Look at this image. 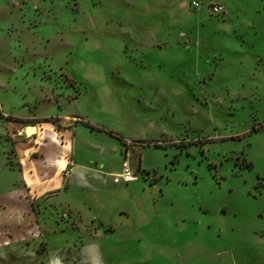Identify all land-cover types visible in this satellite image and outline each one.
I'll use <instances>...</instances> for the list:
<instances>
[{"label":"rangeland","instance_id":"1","mask_svg":"<svg viewBox=\"0 0 264 264\" xmlns=\"http://www.w3.org/2000/svg\"><path fill=\"white\" fill-rule=\"evenodd\" d=\"M0 264H264V0H0Z\"/></svg>","mask_w":264,"mask_h":264},{"label":"built area","instance_id":"2","mask_svg":"<svg viewBox=\"0 0 264 264\" xmlns=\"http://www.w3.org/2000/svg\"><path fill=\"white\" fill-rule=\"evenodd\" d=\"M213 10L215 12L218 11L217 8H213ZM117 177H119L120 179H122L124 182H132L134 181L135 176L133 174V172L129 169L128 163L124 162L122 165V171L117 175Z\"/></svg>","mask_w":264,"mask_h":264},{"label":"crops","instance_id":"3","mask_svg":"<svg viewBox=\"0 0 264 264\" xmlns=\"http://www.w3.org/2000/svg\"><path fill=\"white\" fill-rule=\"evenodd\" d=\"M24 127H23V130L22 131H24ZM38 128H36L35 127V133L33 134V135H31V137H33V136H36L37 135V133H38ZM25 133V132H24ZM26 135V134H25ZM30 137V136H29ZM67 146H68V143H67ZM50 157H52V155L50 154ZM50 159V158H49ZM65 174H66V180H65V184L66 185H68V182H70V180L72 179V172H70V171H68V172H65ZM61 183H62V181H61ZM59 187H60V185H59ZM62 187H63V185H62ZM63 189H65L64 187H63ZM59 252H63V251H59ZM57 258V257H56Z\"/></svg>","mask_w":264,"mask_h":264},{"label":"bare ground","instance_id":"4","mask_svg":"<svg viewBox=\"0 0 264 264\" xmlns=\"http://www.w3.org/2000/svg\"><path fill=\"white\" fill-rule=\"evenodd\" d=\"M25 129H24V131H22L23 133L25 132V134L26 135H30V134H32V133H34L35 132V128L33 127V126H26V127H24ZM23 130V129H22ZM19 133H21V132H19Z\"/></svg>","mask_w":264,"mask_h":264}]
</instances>
